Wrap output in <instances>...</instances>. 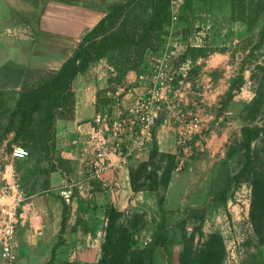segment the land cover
<instances>
[{
  "label": "rangeland",
  "instance_id": "374dc122",
  "mask_svg": "<svg viewBox=\"0 0 264 264\" xmlns=\"http://www.w3.org/2000/svg\"><path fill=\"white\" fill-rule=\"evenodd\" d=\"M57 1L81 3L88 8L101 7L108 13L127 0ZM155 1L157 0H131L119 15L99 27L93 39L85 44L90 56L87 67L73 77L66 92L62 90L61 85L52 89L50 84L86 32L79 36L77 42L73 41L75 45H69L66 55L54 58L49 56L47 51L39 50L35 46L33 9L36 8L37 12L39 0H24V9L13 10L8 25L0 31V57H16L25 47L31 48V53L29 59L22 63L9 60L0 64V177L4 170L5 178H8L9 172L12 171L17 185L19 173L29 189L40 186V180L45 177L47 170H51L50 163L54 158L53 123L57 118L70 116L73 106L72 85L77 75L84 74L89 78L98 79L99 94L104 95L100 99V105H106L108 102L106 91H125L129 87V78L134 80L145 68L150 55L158 51L155 50L156 45L158 44L159 49L164 43L170 26L168 19L153 28L148 27L154 14ZM171 1H176L178 5V16L173 27L180 31L186 29L183 36L188 34L200 40L199 46L194 48L199 49L196 54L203 58L202 65H206L203 71L212 73V83L219 84V79L228 80V87L232 88L231 97L227 98L225 93L221 95L214 104L206 108L210 113L197 107L200 101L195 102V111L190 113L197 118L199 128L180 145L184 149L187 148L186 155L177 159L182 161V167L178 172H173L182 174L183 170H189L190 173L184 175L185 179L180 184L177 182L174 192L158 191V194L162 195V203L159 206L156 197V210L153 215L148 214L146 218L145 212L135 211L126 213L120 220L126 222L136 216L137 232L134 238L138 240L135 244L137 250L152 243L153 233L160 225L158 233L163 239L162 248L154 251L152 264H167L170 253L181 242H186L191 251L196 252L202 248L210 234L219 235L222 239L224 252L220 264H264V242L260 241L261 228L250 220V203L253 198L251 183L256 177L264 178V131L250 142V171L235 179L244 162L243 148L240 146V128L245 124V118L250 112L246 107L257 93H261L260 104L264 109V0H188L184 10L182 8L185 0H168L165 10L169 15L172 9ZM181 10L186 11V14L179 20ZM239 79L242 83L236 88ZM197 84L200 86V83ZM45 86L48 96L57 97L50 112V115L54 116L51 122L42 125L46 100L41 96L39 101L42 107L35 111L25 139L13 140V131L3 133L7 117L16 102L32 90ZM161 112L163 119L169 117L166 111H160L157 117ZM203 115L206 118L216 116L213 128L204 130ZM218 115H221L219 120ZM263 117L264 114L246 123L259 127ZM187 118L189 119V115ZM185 120L181 124L185 123ZM178 124L180 123L170 122L166 126L173 125L171 130L175 133L174 127ZM45 127L49 128L50 138L47 142L40 133V129ZM197 134L202 140L196 146L188 145L189 140ZM211 134L216 136L214 140H210ZM15 145L27 151L25 158L16 161L10 158V150ZM43 163L45 168L41 169L40 165ZM184 183L190 189H195L187 190L186 194L179 193L178 187ZM18 187L22 192L23 189L19 185ZM221 193L223 201L219 200ZM180 198L184 200L181 212L175 209ZM66 199L68 204L63 209L61 232L66 229L68 233L64 234L63 238L58 235L55 241V246H64L63 255L56 258L52 250L47 260L42 259L37 264H45L50 258L52 264H88L80 256L81 252L85 254V251L91 248L92 240L87 236L91 233V218L85 212L80 214L79 204L71 202V192ZM95 220L97 222L94 223V243L98 248L93 264L100 256L103 215L100 214Z\"/></svg>",
  "mask_w": 264,
  "mask_h": 264
},
{
  "label": "crops",
  "instance_id": "0c3cea01",
  "mask_svg": "<svg viewBox=\"0 0 264 264\" xmlns=\"http://www.w3.org/2000/svg\"><path fill=\"white\" fill-rule=\"evenodd\" d=\"M22 1L24 0H0V31H2V27L8 25L13 10L19 11L24 7ZM106 13L105 9L101 7L88 8L81 3L69 4L57 0H39L37 12L36 8L33 9L35 46L39 50L47 51L48 55L54 58L66 55L69 45H75L73 41L77 42L79 36L95 26ZM181 31L179 33L184 34L187 30L181 29ZM157 48V44L155 50L159 51L161 46L159 49ZM195 49H192L194 51L192 57L186 55L177 64L189 61L188 71L179 86V90L182 91L179 104L183 110L195 111L194 104L196 101H200L197 107L210 113L209 109L206 111V108L214 104L215 100L228 90L229 83L224 79H219V84L212 83V73L203 71L206 65H202L203 58L195 55V52L198 51ZM21 52L16 57H14L15 55L12 57L2 55L0 64L9 60L18 61V63L27 61L31 48H22ZM48 62L51 63V59L48 58ZM49 66L51 65L49 64ZM146 66L145 64L144 67ZM129 79V87H135L139 93L142 92L138 83L133 78ZM197 83H200V86ZM99 88L98 79L89 78L84 74L75 77L72 85L71 114L68 117L57 118L53 123L54 158L50 163L51 170H47L45 177L40 180V186L35 189H29L23 183L20 174H17L18 185L23 189V199L18 209L21 221L15 231L17 243L14 251L15 260L9 263L0 258V264H37L42 259L47 260L52 250L56 258L63 255L64 246L61 244L55 246L57 236L60 235L63 238V235L68 233L66 229L61 232L63 209L68 204L67 199L60 195L61 191L71 192V202L79 204L80 214L85 212L91 218L92 234L90 232L87 234L92 240L91 248L85 251V254L81 252L80 256L88 264L94 263L98 248L94 243L96 239H94L95 232L93 231L94 223L97 222L95 218H99L100 214L103 215V225H105V211L108 208L119 211L122 216L135 211L145 212L146 218H148V214H154L155 199L160 190H133L129 180V168L134 169L138 163L147 162L149 159H152L154 165L163 166L162 159H158L155 155L150 158L151 152L173 154L178 159L184 158L182 156L186 155L187 148L184 149L177 145L175 134L171 130L172 127L166 126L161 112L155 119L153 138L146 144L145 150L130 156L125 164L107 169L98 178L87 180L85 178L86 161H84L82 150L85 147L93 115L103 106H107L100 105V99L104 95L99 94ZM128 100L129 95L125 92L122 93L118 98L119 105L125 106ZM205 105L206 107H204ZM204 115L202 117L204 130L213 128L212 124L216 123V116L206 118ZM220 117L221 115H218L217 120ZM209 132L211 131L209 130ZM210 137V140H214L216 136L211 134ZM200 140L202 137L199 134L194 135L188 145L196 146ZM23 158L11 159L16 161ZM44 166L43 163L40 168L43 169ZM151 166V164H147V170L151 169ZM159 171L157 170V173ZM188 173H190L189 170H183L182 174L172 172L165 191L174 192L177 182L180 184L185 179L184 175ZM140 180L142 179L139 178L138 181ZM113 181L117 182L116 187L112 186L111 182ZM186 185L184 183L178 187L179 193L186 194L187 190L195 189V187L190 189ZM183 208L184 200L180 198L175 209L181 212Z\"/></svg>",
  "mask_w": 264,
  "mask_h": 264
},
{
  "label": "built area",
  "instance_id": "2783aa9c",
  "mask_svg": "<svg viewBox=\"0 0 264 264\" xmlns=\"http://www.w3.org/2000/svg\"><path fill=\"white\" fill-rule=\"evenodd\" d=\"M175 2L171 1L170 26L164 43L158 52L150 55L147 66L134 78L142 92L139 93L135 87H128L125 91H106L107 106L92 117L82 150L87 180L98 178L107 169L119 167L133 154L145 150L146 144L153 138L155 119L160 111L169 113V117L164 119L166 125L180 123L174 127L177 145H183L191 134L198 131L199 123L195 115L183 110L179 104L182 93L179 86L186 76L189 61L180 65H176V61L186 49L198 47L200 40L188 34L183 36L179 29L173 27L178 16ZM124 92L129 95V100L125 106H120L118 98ZM184 120L185 123L181 124ZM25 156L26 150L18 145L10 150L12 159ZM181 167L182 161L178 160L173 172H178ZM5 172L0 177V258L10 263L15 260V231L21 221L18 209L22 192L14 174L9 172L8 178H5ZM111 184L117 186L116 181ZM69 194L67 191L60 192L65 199Z\"/></svg>",
  "mask_w": 264,
  "mask_h": 264
},
{
  "label": "trees",
  "instance_id": "16d2710c",
  "mask_svg": "<svg viewBox=\"0 0 264 264\" xmlns=\"http://www.w3.org/2000/svg\"><path fill=\"white\" fill-rule=\"evenodd\" d=\"M130 1L131 0H127L115 10L106 13L95 26L86 31L81 37V40L77 43L72 55L61 65L51 81L50 85L52 86V89L61 85L63 87L62 90L65 92L68 90V85L73 77L79 72H82L90 61L88 47L85 45L86 42L93 39L99 27L104 25L108 20L119 15ZM187 4L188 0H185V4L182 8L183 10L186 9ZM167 5L168 0H157L154 2V14L149 22V28H153L155 25L159 23L161 24L169 19V13L165 10ZM183 10H181L179 20H181L182 16L185 17L186 13L184 14V12L186 11ZM192 49L195 48L186 49L183 55L176 61V65L179 64L186 55L193 56L194 51ZM195 50L197 51L199 49ZM196 53L197 52H195V55ZM241 83L242 81L239 79L236 88H239ZM46 89L47 86L32 90L30 94L23 95L16 102L14 109L7 117L3 133L13 131V140L25 139L27 128L34 119L35 111L42 107V103L39 101L41 96H44V99L46 100V105L43 107L45 115L41 119L43 123L42 125H47L51 122L54 116L50 115V112H52V104L56 103L57 97L53 98L48 96ZM231 89L232 88L229 87L225 92L227 98L231 97ZM257 94L258 95L249 102L248 107H246L250 110L248 116L245 118L247 123L264 114V109L260 104L261 93ZM47 114H49V116H46ZM246 122L240 128V146L243 148L244 162L238 174L235 176V179H239L240 175L244 172L246 173L247 171H250V164L252 161L250 142L264 131V117L262 119V125L259 127L249 126ZM40 133L41 137L44 138V141L46 140L47 142L50 138L49 128H41ZM153 155L157 156L158 159L163 160V166H159L158 164L154 165L152 159H149L147 162L138 163L134 169L129 168V180L133 190L146 189L156 191L159 189L164 191L166 189L177 159L173 154L169 153L151 152L150 158ZM147 164L152 165L151 169L147 170ZM157 170H160L159 173H157ZM139 178L142 180L138 181ZM251 184L253 186V198L250 203V220L255 223V225L259 224L258 226L261 228L260 241L264 242V178L256 177ZM222 194L223 193L220 194V201H223ZM156 197L157 204L161 206L162 195L157 193ZM121 216V213L113 208H108L105 211V225L103 228V239L100 244V256L95 264H152L154 251L162 248L163 239L160 237V233H158L160 225L157 226L153 233L152 243L144 249L137 250L135 249V244L138 240L134 238L137 232L136 216L127 219L126 222L120 220ZM223 252L224 247L220 236L210 234L207 236L202 248L198 249L196 252H192L190 245L186 242L179 243L170 253L167 264H220L223 258ZM45 264H52V258H50Z\"/></svg>",
  "mask_w": 264,
  "mask_h": 264
}]
</instances>
